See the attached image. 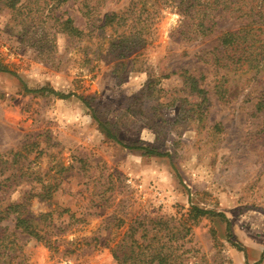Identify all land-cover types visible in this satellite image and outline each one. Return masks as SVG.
Here are the masks:
<instances>
[{
	"label": "rangeland",
	"instance_id": "1",
	"mask_svg": "<svg viewBox=\"0 0 264 264\" xmlns=\"http://www.w3.org/2000/svg\"><path fill=\"white\" fill-rule=\"evenodd\" d=\"M74 6L63 5L65 16L86 29ZM113 7L108 2L103 11ZM9 17L0 7V64L11 71H0V164L13 159L26 174L0 194V206L24 196L33 214L52 210L54 247L14 230L11 215L0 224L14 230L19 248L5 264H117L113 245L150 237L155 230L147 235V228L159 227L158 220L182 232L171 244H183L187 264H232L235 250L251 264L264 262V115L253 114L254 101H244L238 87L243 80L232 74L230 100L218 99L216 69L201 56L232 20L221 18L214 32L187 39L169 6L148 29L149 43L122 56L108 50L121 28L107 26L103 39L58 35L52 62L19 41ZM94 50L97 59L88 62L84 56L95 57ZM181 69L206 90L199 109ZM256 81L259 90L264 73ZM50 89L76 95L60 98ZM52 179L59 188L39 198L41 184ZM192 205L212 212L187 219Z\"/></svg>",
	"mask_w": 264,
	"mask_h": 264
},
{
	"label": "trees",
	"instance_id": "2",
	"mask_svg": "<svg viewBox=\"0 0 264 264\" xmlns=\"http://www.w3.org/2000/svg\"><path fill=\"white\" fill-rule=\"evenodd\" d=\"M67 2L74 4L75 9L85 18L86 29L75 25L71 16H65L66 9L62 7ZM108 2L114 7L103 11V6ZM120 2L121 0H0V7L9 11V20L19 41L37 48L38 53H44L45 59L52 62L56 59L55 46L58 35L66 36L71 42L80 41L85 36H101L103 39V32L107 26L116 31L121 28L120 32L109 41L108 50L116 52V56H122L132 47L149 43L148 29L161 10L169 6L179 13L181 18L179 25L182 28L180 31L187 39L209 35L214 32L219 19L228 18L232 20L233 26L219 30L214 46L203 50L201 56L204 57V62L213 65L216 69L214 87L218 99L230 100L228 85L232 74L243 80L238 87L242 94L247 95L244 101H254L253 114L264 115V84L259 90L253 89L258 82L256 81L258 75L264 73V0H126L119 8L117 5H120ZM95 31L99 32L95 33ZM101 43L102 41L97 45V49L101 47ZM95 53L94 50L93 54ZM84 58L88 62H95L97 55L91 58L84 56ZM221 70L224 72H219ZM0 71L11 72L1 64ZM179 74L189 91L197 95L199 109L206 101V90L188 70L181 69ZM24 89L26 92L37 93L48 88L25 86ZM49 91L60 98L76 95L73 92L62 93L52 89ZM252 93L255 94L250 96ZM78 97L88 105L86 100L81 98L82 96ZM99 125L109 137L117 139L106 123L99 122ZM128 147L142 149L144 153L153 152L158 156H169L167 152L151 150L146 146ZM16 153H12L13 158ZM3 174L7 175L0 179V194L17 184L16 177L25 175L26 171L23 170L22 165L14 163L12 159L6 166L0 164V175ZM28 183L30 186L35 185L34 181ZM59 186L60 181L47 180L41 184L36 195L39 198L49 199ZM25 198L23 196L4 208L0 206V223L12 215L14 230L17 229L53 248L54 241L50 238L53 211L33 214ZM210 212L212 211L192 205L188 210L187 219H195ZM158 221L161 222L159 227L147 228V235L152 229L155 230L150 237L143 235L142 240L130 238L128 243L123 241L113 245L110 251L117 264H187L182 258L186 250H180L183 244H171V239L178 240L183 237L182 232L178 227L168 228L165 225L166 220ZM7 229L0 224V264H5L19 248L13 237L14 230ZM184 229L185 232H189L190 226Z\"/></svg>",
	"mask_w": 264,
	"mask_h": 264
},
{
	"label": "crops",
	"instance_id": "3",
	"mask_svg": "<svg viewBox=\"0 0 264 264\" xmlns=\"http://www.w3.org/2000/svg\"><path fill=\"white\" fill-rule=\"evenodd\" d=\"M252 240L256 241L255 238H252ZM255 244H257V243H255ZM235 251H236L237 254L233 255V257H235V260H232V264H251V263H255L254 262L255 260H252L253 262L250 263L249 258H246V255L243 254V250H241V251L235 250ZM259 264H264V262L263 263H259Z\"/></svg>",
	"mask_w": 264,
	"mask_h": 264
}]
</instances>
